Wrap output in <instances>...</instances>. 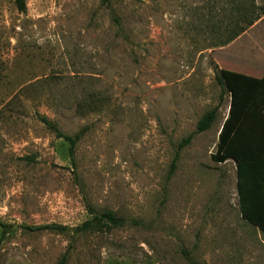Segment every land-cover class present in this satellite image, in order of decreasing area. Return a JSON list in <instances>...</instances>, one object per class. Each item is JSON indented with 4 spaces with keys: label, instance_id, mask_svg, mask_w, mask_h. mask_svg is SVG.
I'll return each instance as SVG.
<instances>
[{
    "label": "rangeland",
    "instance_id": "obj_1",
    "mask_svg": "<svg viewBox=\"0 0 264 264\" xmlns=\"http://www.w3.org/2000/svg\"><path fill=\"white\" fill-rule=\"evenodd\" d=\"M25 2L0 0V264H264L234 162L211 160L219 72L264 70V0ZM41 118L83 131L73 163ZM89 208L145 226L74 233Z\"/></svg>",
    "mask_w": 264,
    "mask_h": 264
},
{
    "label": "trees",
    "instance_id": "obj_2",
    "mask_svg": "<svg viewBox=\"0 0 264 264\" xmlns=\"http://www.w3.org/2000/svg\"><path fill=\"white\" fill-rule=\"evenodd\" d=\"M103 2L108 3V0ZM14 5L17 11H25V0H14ZM218 79L228 92L230 102L228 115L221 125L215 153L211 155V160L216 164H224L228 160L234 162L240 216L264 234V70L260 78L221 70ZM215 114V109L205 113L198 120L193 134L208 130L215 119ZM40 121L56 138L68 144V156L73 163L74 149L83 136V131L74 136H67L46 118H41ZM193 134L187 136L178 145L170 163L168 178L176 170L179 152L190 143ZM88 213L89 219L76 228L74 233H105L126 225L145 226L137 221L117 217L111 211L97 213L89 208ZM0 228L1 242L9 232V227L0 223ZM24 229L29 232L67 230L65 227L55 225L24 227ZM65 261L66 258L63 256L58 264H65Z\"/></svg>",
    "mask_w": 264,
    "mask_h": 264
}]
</instances>
